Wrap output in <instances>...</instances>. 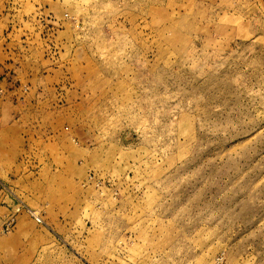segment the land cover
Masks as SVG:
<instances>
[{
  "label": "rangeland",
  "instance_id": "1",
  "mask_svg": "<svg viewBox=\"0 0 264 264\" xmlns=\"http://www.w3.org/2000/svg\"><path fill=\"white\" fill-rule=\"evenodd\" d=\"M53 1L0 0L55 58L53 107L0 87V264H264V0Z\"/></svg>",
  "mask_w": 264,
  "mask_h": 264
},
{
  "label": "crops",
  "instance_id": "2",
  "mask_svg": "<svg viewBox=\"0 0 264 264\" xmlns=\"http://www.w3.org/2000/svg\"><path fill=\"white\" fill-rule=\"evenodd\" d=\"M52 3L54 4L55 0ZM36 7L39 9V13H45L55 8L53 5L44 4V2H41ZM10 9H12L11 11H18L19 7L14 8L16 10L13 8ZM10 17L9 33L3 37L5 50L0 53V87H4L8 95L19 91H23L25 94L20 99L19 104L16 102H14L16 105L13 104L16 113L20 112V118H15L19 121V119L26 116L33 109L42 111V106L47 107L49 104H51V107L54 106V102L51 101L53 97L49 100L50 97L47 98L44 94L55 93V58L53 56H47L45 53L43 55L39 51L36 34H34V38L26 37L27 33L24 31L26 23L21 24L13 18V15ZM48 17L50 18V22H52L53 18L51 16ZM29 94L34 97L30 99ZM4 104L5 101L0 100V117ZM55 123L58 124V120L56 119L55 121V117L47 123V129H50V135L45 138L52 142L55 140ZM1 124L0 122V173L5 174V172L12 168L19 170L21 167L20 164H15L17 161L15 157L19 153L15 152L14 156L10 154V143L6 137L8 132L18 137L19 129L15 123L6 128L2 127ZM53 144L49 143L47 146ZM50 147L53 148V146Z\"/></svg>",
  "mask_w": 264,
  "mask_h": 264
},
{
  "label": "built area",
  "instance_id": "3",
  "mask_svg": "<svg viewBox=\"0 0 264 264\" xmlns=\"http://www.w3.org/2000/svg\"><path fill=\"white\" fill-rule=\"evenodd\" d=\"M38 21L40 22V24H41V26L43 27L44 30H50L51 29L52 26H51V24H49L50 23L49 22L50 20L47 21L48 24H45L43 18H40ZM1 94H2V89L0 88V95ZM88 180L91 181V182H93L94 185H95V187L102 186L101 180L100 179H96V177L94 175H92V174H89L88 175ZM0 191H5V193L8 196H12V193L9 190H7V188L1 182H0ZM18 206H20V205H18ZM18 211H19V207L16 209L15 213H17ZM15 213H10L7 216V218H6L5 222H4V229H3V231H5V232H9L10 231V228L12 227L13 222H14ZM217 261H218V263H220L222 261V259L219 258V259H217Z\"/></svg>",
  "mask_w": 264,
  "mask_h": 264
}]
</instances>
